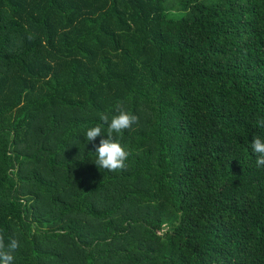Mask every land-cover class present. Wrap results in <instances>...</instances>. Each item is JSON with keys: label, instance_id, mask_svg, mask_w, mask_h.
I'll return each mask as SVG.
<instances>
[{"label": "trees", "instance_id": "1", "mask_svg": "<svg viewBox=\"0 0 264 264\" xmlns=\"http://www.w3.org/2000/svg\"><path fill=\"white\" fill-rule=\"evenodd\" d=\"M117 101L126 168L88 128ZM264 0H0V235L12 264H264Z\"/></svg>", "mask_w": 264, "mask_h": 264}, {"label": "clouds", "instance_id": "2", "mask_svg": "<svg viewBox=\"0 0 264 264\" xmlns=\"http://www.w3.org/2000/svg\"><path fill=\"white\" fill-rule=\"evenodd\" d=\"M115 114L109 117L107 114H101L100 120L107 124L106 138H101L99 144L94 142L98 136L105 133L101 125L88 128L86 131V139L93 142L96 154L95 164L98 168L107 169L115 172L126 168L125 161L130 153L121 146V144L113 137V134H121L124 130L130 129L134 123L138 121V117L128 112L123 103L117 101L114 105ZM259 127H264V117L257 120ZM250 148L256 157V166L264 167V139L255 136L250 141ZM20 247L18 239L10 237L7 244L2 235H0V264H12L14 253Z\"/></svg>", "mask_w": 264, "mask_h": 264}]
</instances>
